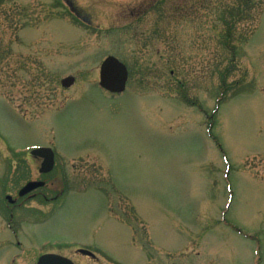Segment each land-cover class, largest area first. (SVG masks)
I'll return each mask as SVG.
<instances>
[{
  "label": "rangeland",
  "instance_id": "rangeland-1",
  "mask_svg": "<svg viewBox=\"0 0 264 264\" xmlns=\"http://www.w3.org/2000/svg\"><path fill=\"white\" fill-rule=\"evenodd\" d=\"M108 55L129 71L117 96L98 88ZM42 144L74 165L70 193L7 207L37 174L17 150ZM77 246L264 264V0H0V264L90 263Z\"/></svg>",
  "mask_w": 264,
  "mask_h": 264
},
{
  "label": "flooded vegetation",
  "instance_id": "flooded-vegetation-1",
  "mask_svg": "<svg viewBox=\"0 0 264 264\" xmlns=\"http://www.w3.org/2000/svg\"><path fill=\"white\" fill-rule=\"evenodd\" d=\"M68 3L70 5V8L73 10V5L70 2H68ZM40 146L51 147L53 149V151H54V157H55L54 158V165H53L51 171H49V172L41 171L42 163L44 161V158L34 157L31 154V150L33 148L40 147ZM17 151H19L18 153H20L21 151H25L26 152L25 153L26 156H29L33 160L38 162L37 174L36 175H32L29 178V180H27L23 185L20 186L16 196H15L14 192H10V193L7 192L4 195L3 200L5 201L7 207H9L11 209H14V208L19 207V206H24L26 204V203H24L26 200H28L30 198H36V197H39V196H42L46 200H51V202H55L59 198H61L63 196L66 197L70 193V190H71L72 185H73L72 183L74 182L73 179H74V176L76 175V174H73L74 170L72 168L74 167V165L72 163H67L66 161H62V160L58 159L57 156H56L55 149H54L53 145L52 146L51 145L47 146V145H43L42 144V145H36V146H33V147H29L26 150L25 149H21V150L19 149ZM22 163L23 162L21 161L20 165ZM20 165L18 163L17 166H20ZM91 166L93 168L97 167L94 164H92ZM21 167L24 168L23 172H26V173L28 172V170L26 169V167L24 165H21ZM88 167H89V165H81L80 166V168H81L80 172H86L87 173L86 176H87L88 175ZM89 169H90L89 171L93 170L91 168H89ZM96 170H98V168H96ZM29 171H31V170H29ZM93 175H96V172H94ZM31 181L42 183V185H40V187H38L37 189L26 193V195L21 196L20 195V190L28 182H31ZM41 188L46 189V192H41V193L38 192V190L41 189ZM12 195H14L16 198H14ZM48 195H49V197H48ZM7 230L12 233V235L16 239V242H17L16 244L20 246L22 244V241L20 240L21 237H20L18 229H16L14 227V225H12V223H9V224H7ZM83 248H84L83 246H77L76 252L78 254H81V255L91 259L90 263H85V264H99L97 256L93 252H92L93 254L83 253L82 251H80V249H83ZM85 249H88V248H85ZM88 250H90V249H88ZM46 253H53V254L62 255L64 257H67V258L71 259L75 264H77L72 258L67 256L66 254H63V253H61L59 251H55V250L54 251L41 252V253L38 254V258L41 255L46 254ZM12 255H16V254L13 253Z\"/></svg>",
  "mask_w": 264,
  "mask_h": 264
},
{
  "label": "water",
  "instance_id": "water-1",
  "mask_svg": "<svg viewBox=\"0 0 264 264\" xmlns=\"http://www.w3.org/2000/svg\"><path fill=\"white\" fill-rule=\"evenodd\" d=\"M128 81V70L124 63L114 56L107 57L101 64L100 67V82L99 85L105 91L111 94H121L126 89ZM75 78L70 76L62 81L64 87H70L74 84ZM32 154L44 158L41 171L48 172L54 165V154L50 148L40 147L34 149ZM42 183L30 182L20 192L24 195L33 189L39 187ZM83 253L92 254L88 250H81ZM37 264H74L70 259L55 255V254H44L42 255Z\"/></svg>",
  "mask_w": 264,
  "mask_h": 264
}]
</instances>
